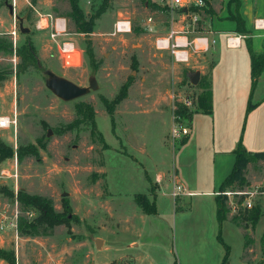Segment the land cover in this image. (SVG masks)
Listing matches in <instances>:
<instances>
[{
	"label": "rangeland",
	"instance_id": "rangeland-1",
	"mask_svg": "<svg viewBox=\"0 0 264 264\" xmlns=\"http://www.w3.org/2000/svg\"><path fill=\"white\" fill-rule=\"evenodd\" d=\"M145 1L112 0L95 21L88 37L97 65L94 67L84 53L85 36L75 33L67 15L70 12L67 0H37L35 5L30 0H0V117L13 122L0 128V144L14 152L12 158L0 162V249L13 250L17 264H220L225 255L216 237L217 222L212 225L210 219L214 198L200 195L173 200L166 176L172 173L174 158L180 175L192 178L199 175L201 179L207 176L205 170L198 168V157L193 155L198 148L206 156L211 153L210 140L213 136L217 138V129L215 134H207L213 129L214 119L198 110L195 98L200 93L197 84L209 82L211 65L201 68L205 54L192 53L186 67L175 64L168 52L158 51L154 42L167 36L170 19L166 14L154 13L149 6L146 8ZM227 2L218 0L215 9L218 12L210 21H206L208 12L201 16L198 34L209 35L218 26V32L228 30L233 36H244L234 32L235 23L228 19ZM258 3L262 10L264 0ZM7 4L13 6L14 15L9 13ZM98 4L99 0H80L86 19ZM238 12L243 10L239 7ZM148 16L153 17L154 24L147 27ZM18 19L29 33L20 32ZM55 19H64L66 33L54 39L51 34ZM40 20L48 27L38 29ZM118 20H129L131 32L115 33L113 26ZM256 20L264 18L248 21L254 29ZM180 25V21H174V28L179 29ZM254 29H249L251 32L241 39L242 45L245 37L252 46L255 33L264 35V30ZM26 41L33 44L36 59L18 67L21 61L16 53ZM63 42L75 46L79 59L61 56L58 48ZM260 45L264 50V43ZM216 46L220 50L215 60L218 138L222 137L224 147H230L238 134V145L247 151L262 152L264 120L260 125L251 120L246 122L244 105L240 106L244 103L242 95L248 91L249 68L242 60L234 68L231 59L239 55L229 52L222 43ZM196 73L198 82L192 84L190 79ZM50 74L86 88L95 80L97 88L65 102L46 88ZM126 82L132 83L128 101L116 108L113 127L100 97L113 99ZM255 92L259 95L253 97V103L259 97L264 99V72ZM184 99H194V106L187 109L198 112L189 125L198 128L197 134L202 139L189 147L187 159L179 153L180 145L177 142L172 145L169 138L175 120L173 104H183ZM82 102L94 109L96 133H92V126L86 121L59 135L57 130L77 118L75 108ZM26 146L34 147L38 156L27 154L17 160L18 149ZM203 159L209 160L205 156ZM196 170L199 173L195 174ZM157 174L165 175L161 184ZM244 176L249 185L262 186L264 162L248 165ZM2 188L14 194L23 190L45 197L56 212H62V204L67 202L76 219L69 227H55L45 236H20L16 231L17 217L33 219L36 213L22 212L13 199L2 195ZM137 196L146 197L150 205L154 203L156 214H144L137 205ZM257 203L262 216L251 229L248 222L238 227L231 221L241 212L225 199L231 223H225L221 238L229 248L228 264L262 261L264 199ZM243 234L252 241L246 249ZM0 264L7 263L0 259Z\"/></svg>",
	"mask_w": 264,
	"mask_h": 264
},
{
	"label": "trees",
	"instance_id": "trees-1",
	"mask_svg": "<svg viewBox=\"0 0 264 264\" xmlns=\"http://www.w3.org/2000/svg\"><path fill=\"white\" fill-rule=\"evenodd\" d=\"M37 0H30L32 5L36 4ZM69 2L70 12L67 14L75 27V33L82 34L85 36V49L84 53L86 57L89 59L90 63L97 67L94 61V52L91 40L88 38L89 35L93 32L95 21L99 19V17L109 8L112 0H99V4L94 13L86 19L82 9L80 8V0H67ZM156 7V6H152ZM228 12L230 13V17L228 19L235 23L234 32L238 34H242L244 36L248 35L251 31L246 27V23L243 18L240 16L238 10L240 7L239 0H228L227 2ZM234 7V9H233ZM233 9V10H232ZM208 9L206 12H209ZM244 43L248 51L249 59H250V78H251V86H250V95L247 102L246 113L251 112L257 105L252 102L254 91L257 87L258 81L262 73L264 72V50L262 52H254L251 46V40L245 37ZM16 56L20 59V64L25 65L28 61H34L36 59V52L33 47V44L30 41L24 42V44L18 49ZM134 67H136L135 60L133 59ZM131 82L124 83L119 89L116 96L109 100L103 96L100 97V102L105 108L106 113L112 119V126L114 127L113 116L117 106L126 99L128 95V90L131 86ZM199 88L200 93L195 98V103L199 111L205 114H210L212 104H211V91L209 82L200 81L197 86ZM77 118L73 120L71 123L66 124L60 130H57L59 135H63L66 132L72 131L79 124L88 121L92 126V133H96V127L94 122V109L91 104L87 103H79L75 108ZM193 112L189 111L182 104H176L175 115L183 117L184 119L190 121ZM100 140L104 142L103 137L98 134ZM33 155L34 157L38 156L36 149L32 146H26L23 148H19L17 151V160L21 159L23 155ZM235 154V162L232 167L230 174L225 178L223 183L220 186L219 192H225L226 190H234L237 188H243L249 186L244 173L248 165H255L260 162H264V152H251L244 149L242 146L238 145V147L234 150ZM14 156V152L11 148L7 146H3L0 144V162L12 158ZM1 193L4 197L13 199L22 212L34 210L36 216L33 219H27L23 216H18L16 220V231L18 235L23 237H35V236H45L55 227L65 226L69 227L70 223L76 219L73 215H71L70 208L67 202L62 204L63 209L62 212H56L52 206V203L49 199L39 196V195H31L23 190L17 191L14 194L12 191L6 190L4 188L1 189ZM225 197H220L217 195L215 198L216 201V219L221 228L222 223L227 219V215L229 213L228 208L225 206ZM137 205L142 209L143 213L146 215H154L156 214V206L155 204H149L146 197L137 196L136 197ZM240 215L234 216L231 221L238 227H241L242 222L250 223L251 229H253L258 223L260 217L262 216L261 206L257 203L251 210H239ZM244 227V226H243ZM246 227V225H245ZM248 228V227H246ZM244 238V249L251 245L252 241L243 234ZM218 241L223 245L225 249V255L220 264H228L229 258V248L226 246L221 238V230L219 229L217 235ZM261 246V255L262 261L258 264H264V234L261 237L260 241ZM0 259L6 262L7 264H17L16 257L13 250L6 251L0 249Z\"/></svg>",
	"mask_w": 264,
	"mask_h": 264
},
{
	"label": "crops",
	"instance_id": "crops-1",
	"mask_svg": "<svg viewBox=\"0 0 264 264\" xmlns=\"http://www.w3.org/2000/svg\"><path fill=\"white\" fill-rule=\"evenodd\" d=\"M240 1V10L243 12H240L241 17L243 18V20L246 23V27L248 29H254V27L252 28V23L248 22L250 21V19L252 18H264V7L262 8V10H260L259 8V3L258 0H255L253 2V0H239ZM216 8H218V0H208V9L210 10L208 12L209 16L206 18V21H210V17L212 16L213 18L215 17V12H218L217 10H215ZM217 16V15H216ZM218 17V16H217ZM203 18V17H202ZM218 25V24H217ZM251 25V26H250ZM257 31H260L258 29H254ZM253 30V32H254ZM199 32V29H198ZM261 32V31H260ZM201 33V31H200ZM233 34L232 32L228 31V30H221L220 32H218V26L216 28V31H211L209 32V35L205 34L204 32H202L203 36H207L209 39H213L215 40V44L213 46H210L209 50L205 53H199V54H205V60L201 63V68H207V65H211L210 67V77H209V84H210V91H211V101H212V108H211V112L210 114H206L209 115L208 117H212L213 120V129H211V131H208V135L212 132V134H215L216 129H217V138H214L210 140L212 142L211 145V153L207 154L205 152H202L201 149H197L196 153L193 155L195 157H198V160L196 161L197 166L200 170H205V175H207L205 178L201 179L199 177V175L194 178L190 177H186L183 175H180L178 172V169L175 167L176 166V161L177 159L174 158V163L175 165L172 166L173 170L172 173L170 175L166 174V176L168 178L169 181V189L171 190L172 184L173 183H178L180 184L183 188H184V195H181L178 199H184L187 197H191V196H208V197H213V202H214V208L212 207V211L211 212V222L212 225L215 222H217L216 219V201L215 198L219 193L220 190V186L223 183V181L225 180V178L230 174L232 167L234 165L235 162V154H234V150L238 147V134L235 135L234 137V141L232 142L231 146L228 147H224L223 145V139L222 137L218 138V72H217V64L216 61L218 59V54H219V48L216 46L218 44V46L222 43L223 46H225V49H227L229 52H233L235 51L236 53L234 54H238V56L234 57L231 59V63L234 64V68L237 67L239 60H242L246 66H248L249 68V76H250V59H249V55H248V51L245 45H242L241 40H240V44L238 47L235 48H229L226 45V39L229 36H233L231 35ZM261 37H264L263 34H256L253 36L252 39V49L254 52H261L263 50V45H260V42L264 43V40H257ZM75 47V46H74ZM75 52V51H74ZM192 54V53H191ZM191 54H190V58H191ZM209 57L210 60L208 59ZM207 58V59H206ZM207 64H206V63ZM180 65H184V66H188L189 62L187 64H180ZM202 73V71H200ZM231 79V78H230ZM250 86H251V78L250 81H248V91L247 93L244 95H242V98L244 100V103L240 104V106H243V111L245 112V116H246V122H248L249 120H251L253 123H259L258 125L262 124V122H260L261 120H264V99H261V97H259L258 101H257V105L256 107L249 113H246V107H247V102L249 99V95H250ZM259 94H257V92L254 91L253 97H258ZM229 96H226V98ZM128 101V95L126 97L125 100H123L117 107L122 106V104L124 102ZM198 111H194V113H196ZM116 113V110H115ZM194 113L192 114L190 121L188 123V125L192 124L194 122L195 116ZM196 121L199 122V117L198 119H196ZM170 123V122H169ZM190 128V134L188 135V137H186L185 139H183L181 142H179L180 148H182L181 151H179V153L182 155H184V159H187V157L189 156V147L191 145H193V143H195V141L197 140H202L199 135L197 134L198 128L195 126H191ZM252 152V151H251ZM255 152H259V151H255ZM264 152V151H262ZM205 154V155H204ZM209 158V160H205L202 158ZM178 165V164H177ZM199 173L198 170H196L195 174ZM162 175V174H161ZM164 175V174H163ZM160 176L159 174H157V178L158 183L161 184V181L163 179V177L165 176ZM206 184V185H205ZM207 186V188L205 187ZM170 193V191H169ZM225 223H231L229 218L227 217V219L222 223L221 228H219L218 222H217V234L219 232V229L221 230V232L223 233L224 230V226ZM217 237V236H216ZM223 259V258H222ZM221 259V261H222ZM221 263V262H220Z\"/></svg>",
	"mask_w": 264,
	"mask_h": 264
},
{
	"label": "built area",
	"instance_id": "built-area-1",
	"mask_svg": "<svg viewBox=\"0 0 264 264\" xmlns=\"http://www.w3.org/2000/svg\"><path fill=\"white\" fill-rule=\"evenodd\" d=\"M153 5L156 7H152ZM145 6L146 8L149 6L154 9V13L166 14L169 17L171 25L167 36L156 38L154 46L158 51L168 52L175 64H187L190 60L191 53H205L209 50L210 46L215 44V40L198 34L201 16L208 10V0H146ZM42 20H40L37 25L38 29L48 27L41 24ZM174 21L181 22L179 29L174 28ZM151 24H154L153 17L148 16L146 18V25L148 27ZM254 26L256 29L264 30V21L256 20ZM113 28L115 33L118 34L131 32L129 20H118ZM52 30L51 37L54 39L58 36L65 35L66 26L64 19H55L52 23ZM191 35H193L192 39H190ZM243 37L244 36H229L226 39L227 47H238ZM58 50L61 56H68L70 59L78 58L75 54L76 49L71 43H61ZM193 100L184 99L182 105L186 108L193 107ZM173 105L175 120L172 123L169 133L172 145L175 142L179 144V142L190 134L187 120L181 119L180 116L175 115L176 104ZM12 123L13 122H11L9 118L0 117V128L8 127ZM220 194L228 199L231 207L239 208V210H251L259 200L264 199V183L262 186L249 185L234 190H226L225 192L218 193V195ZM169 195L173 200H176L181 195H184V188L178 183H173ZM12 227H15V225L13 224Z\"/></svg>",
	"mask_w": 264,
	"mask_h": 264
},
{
	"label": "water",
	"instance_id": "water-1",
	"mask_svg": "<svg viewBox=\"0 0 264 264\" xmlns=\"http://www.w3.org/2000/svg\"><path fill=\"white\" fill-rule=\"evenodd\" d=\"M7 8L9 10V13L11 15H14L13 6L10 4H7ZM18 20H19L20 32L23 34L29 33L28 29L23 28L22 20L21 19H18ZM198 79H199V74L196 73L190 79V82L192 84H197ZM45 86L54 96H56L57 98L61 99L62 101H65V102H69V101L78 99L82 96H85L86 94L89 93L90 90L94 91L97 88L95 80H91L89 87L86 88V87L77 86L73 82H71L65 78L56 76L54 74L49 75L48 79L45 82ZM95 244L98 247L100 245V241L97 240Z\"/></svg>",
	"mask_w": 264,
	"mask_h": 264
}]
</instances>
